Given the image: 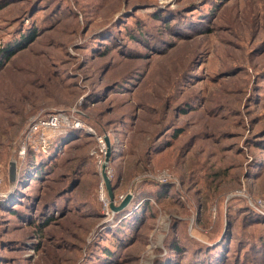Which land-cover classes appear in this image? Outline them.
<instances>
[{"label": "rangeland", "instance_id": "obj_1", "mask_svg": "<svg viewBox=\"0 0 264 264\" xmlns=\"http://www.w3.org/2000/svg\"><path fill=\"white\" fill-rule=\"evenodd\" d=\"M11 160L0 264H264V0H0V193Z\"/></svg>", "mask_w": 264, "mask_h": 264}, {"label": "trees", "instance_id": "obj_2", "mask_svg": "<svg viewBox=\"0 0 264 264\" xmlns=\"http://www.w3.org/2000/svg\"><path fill=\"white\" fill-rule=\"evenodd\" d=\"M11 54L12 53L9 52V53L6 54L5 57L9 58V56H11ZM62 135L58 136L56 138V140L61 138ZM28 152H29L28 153V155H29V157H28L29 160L28 161H29V164H30V166L28 165V168H31V173H28L27 171H26L27 172L26 173L25 171H22V169H21L22 173L21 172H20L21 174L19 173V177H18L19 181L22 180L25 176L26 177L30 176L29 180H33V179L36 180L37 178H39V175L43 173V171H45V173H50L49 170L52 167L51 164H47V161H44L45 159H43L41 157L39 159H36L35 157H37V155L32 149H29ZM52 154H53V152H51V151L48 153V155H50V157H52ZM40 155H42V154L39 153V156ZM43 157H45V156L43 155ZM48 157L49 156H47V159L51 160V158L50 157L48 158ZM17 182H18V180H17ZM23 187H25V185ZM112 188H113V186H112ZM11 196H13V198H16V196L14 194H12V192H11L7 196L6 195L2 196L1 199H6V198L11 197ZM13 198H11L10 201H9V202H12L13 205L18 204V202L20 203V201H18L19 199H13ZM23 202L25 203L26 201L23 200ZM44 205H46V203ZM16 209H18V208H15L14 210H16ZM43 209H45V208H43ZM217 230L218 229H216V231ZM227 230L229 232V228H227ZM112 234L114 235L115 239L117 240V237L119 235L116 233V231L113 230ZM223 238L227 239V236H225ZM249 240L250 239L246 240V243L249 242ZM224 242L225 241L223 240L222 244ZM249 243L252 244V240ZM215 244H213V245H210L209 243H206L205 245H200L199 244V245H193V247L192 246L185 247V249H181L182 247L174 244L172 249L176 250L177 252L183 253V252L188 251L187 260L181 263L179 260L169 259L166 256H164V257H162L161 260L157 261V264H223L225 262L220 263L221 262L220 259L219 260H218V258L216 259V257H217L216 248H218L220 246L221 242H218V245H216V246H215ZM225 247H227V245H225ZM200 248H202V250L205 248V251L201 252ZM239 257L240 256H238V258ZM226 258L227 257H225L224 254L221 256L222 260H225Z\"/></svg>", "mask_w": 264, "mask_h": 264}, {"label": "built area", "instance_id": "obj_3", "mask_svg": "<svg viewBox=\"0 0 264 264\" xmlns=\"http://www.w3.org/2000/svg\"><path fill=\"white\" fill-rule=\"evenodd\" d=\"M62 111H55L47 113L44 117H40L37 120L31 122L27 131L25 132L24 144L21 147L20 153H24L26 144H33L35 147H45L48 138L52 131L56 130L59 125L64 121V117L61 114ZM100 150L104 149V140L100 137L98 140ZM2 179L0 178V183ZM102 190L103 186L101 185ZM102 198H104L102 196Z\"/></svg>", "mask_w": 264, "mask_h": 264}, {"label": "water", "instance_id": "obj_4", "mask_svg": "<svg viewBox=\"0 0 264 264\" xmlns=\"http://www.w3.org/2000/svg\"><path fill=\"white\" fill-rule=\"evenodd\" d=\"M106 142L108 144V139H106ZM108 147H109V144H108ZM107 157H109V149H108V152H107ZM102 173H103V179H104L105 185H106V187L108 189V194H109V197H110V200H111L110 201V207L112 208L113 211L121 210L122 208H124L129 203V201L131 199V194L128 193L120 201L119 205H114L112 203L113 194H112V191H111L110 180L106 176L104 171ZM17 175H18V169H17V166H16V162L14 160H11L9 162V165H8V174H7L8 190L5 191V192L0 193V195L5 196L6 194H8L13 189V187H14V185L16 183Z\"/></svg>", "mask_w": 264, "mask_h": 264}]
</instances>
